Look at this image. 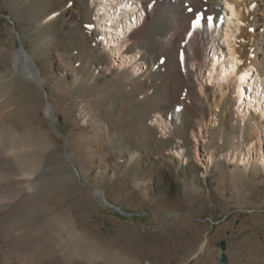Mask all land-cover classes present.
I'll return each instance as SVG.
<instances>
[{
  "label": "rangeland",
  "instance_id": "374dc122",
  "mask_svg": "<svg viewBox=\"0 0 264 264\" xmlns=\"http://www.w3.org/2000/svg\"><path fill=\"white\" fill-rule=\"evenodd\" d=\"M50 5L0 0V60L9 63L22 45L44 79L41 88L7 73L8 93L0 99L11 105L10 132L27 137L25 163H42L41 185L26 202L37 225L48 232L51 216H66L105 246L125 249L132 257L128 264H264V174L228 161L231 135L238 130L229 126L231 100L217 107L212 101L220 94L204 78L209 66L188 77L180 67L171 75L166 67L152 68L144 79L148 63L162 54L153 52L145 63L137 60L143 68L135 86L126 76L128 65L112 63L100 48L91 56L84 41L64 34L56 21L50 33L39 29ZM128 50L137 52L135 46ZM199 76L208 94L200 93ZM184 82L194 86L201 103L187 101ZM46 98L51 115L44 114ZM160 115L172 121L171 130L156 126ZM16 134L9 142L15 146ZM209 151L215 154L212 163H206ZM131 152L137 159L128 162ZM95 188L118 211L102 204ZM205 236L206 250L191 258Z\"/></svg>",
  "mask_w": 264,
  "mask_h": 264
},
{
  "label": "bare ground",
  "instance_id": "6f19581e",
  "mask_svg": "<svg viewBox=\"0 0 264 264\" xmlns=\"http://www.w3.org/2000/svg\"><path fill=\"white\" fill-rule=\"evenodd\" d=\"M29 1L40 6L51 4L52 10L44 14L39 29L50 33L51 23L56 21L64 34L72 35L76 40L81 38L91 56L100 48L112 63L117 62L119 67L128 65L130 72L126 76L132 78L135 86L141 83L136 76L143 68L137 60L145 63L153 52L162 54L158 55L154 65L148 63L145 67L144 79L151 74L152 68L166 67L171 75L176 73L175 67H180L183 75L188 77L200 74L209 66L204 78L220 94L218 101L214 95L212 101L217 107L223 100H231L228 110L226 108L230 115L229 126L238 130L231 135L228 161L245 163L249 170L256 169L264 174V0H94L90 10L89 0ZM219 4L229 11L228 16L226 13L222 17L226 11L218 8ZM53 18L55 20L51 21ZM222 25L223 32L219 34ZM17 38L20 40V36ZM131 46L137 48L136 54H129ZM208 50L213 54L218 50L226 59L220 61L208 55ZM9 61L0 60V71L3 72L0 75V99L8 93L7 73H16L43 88L44 79L24 46L15 49ZM58 66L63 67V60ZM101 68L99 66L97 70ZM198 78L200 80V76ZM187 82H184L183 95L189 103H201L193 92L194 86ZM199 90L209 93L201 80ZM9 105L7 98L0 102V264L132 263V257L129 258L125 249L105 246V241L93 236L89 228L79 231L75 221L66 216H51L47 221L48 232L42 224L37 225L26 202L41 185L42 163H25L28 162L27 150H30L27 137L17 136L19 130L15 133L12 130L11 134L12 109L9 110ZM52 111L46 98L44 114L51 115ZM178 111L177 117L184 113V107ZM157 121L156 126L165 130L173 126L170 119L162 116ZM15 134L18 137L16 146L9 143ZM248 137L251 139L246 143ZM214 155L209 151L206 163H212ZM135 159L137 154L131 152L128 162ZM93 193L102 204L116 208L106 199L102 189L95 188ZM207 245L208 237L205 236L191 258L203 253Z\"/></svg>",
  "mask_w": 264,
  "mask_h": 264
},
{
  "label": "water",
  "instance_id": "95a60500",
  "mask_svg": "<svg viewBox=\"0 0 264 264\" xmlns=\"http://www.w3.org/2000/svg\"><path fill=\"white\" fill-rule=\"evenodd\" d=\"M20 46H21V45H20ZM41 88H42V87H41ZM111 207H112V206H111ZM112 208L118 211V208H114V207H112ZM218 246H219L220 249H221V253H220V255H219V261H220V262H223V261H225V254H224V252H223V250H224V248H225V243H224V241H221L220 243H218Z\"/></svg>",
  "mask_w": 264,
  "mask_h": 264
},
{
  "label": "snow or ice",
  "instance_id": "6c2138e0",
  "mask_svg": "<svg viewBox=\"0 0 264 264\" xmlns=\"http://www.w3.org/2000/svg\"><path fill=\"white\" fill-rule=\"evenodd\" d=\"M190 11H191V9H189ZM198 20H199V17L197 18V22H198Z\"/></svg>",
  "mask_w": 264,
  "mask_h": 264
}]
</instances>
